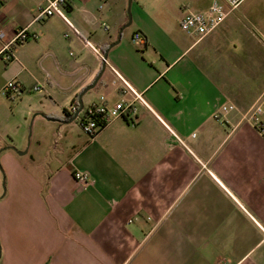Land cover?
I'll return each instance as SVG.
<instances>
[{
	"label": "crops",
	"instance_id": "1",
	"mask_svg": "<svg viewBox=\"0 0 264 264\" xmlns=\"http://www.w3.org/2000/svg\"><path fill=\"white\" fill-rule=\"evenodd\" d=\"M126 4L70 0L66 21L40 17L47 0H0V264H264V138L240 108L227 111V77L211 72L208 36L178 40L169 21L138 5L131 35ZM188 11L182 7L180 26ZM23 29L38 39L5 53ZM136 33L145 45H133ZM87 41L108 52L100 98L132 101L117 72L149 109L138 103L136 118L118 119L94 139L84 134L81 143L63 136L70 124L47 121L60 126L66 144L52 149L67 152L66 161L25 162L28 152L11 143L20 105L5 86H40L51 100L79 103L103 68ZM44 114L71 120L64 111L60 119ZM74 171L88 174L89 185Z\"/></svg>",
	"mask_w": 264,
	"mask_h": 264
},
{
	"label": "rangeland",
	"instance_id": "2",
	"mask_svg": "<svg viewBox=\"0 0 264 264\" xmlns=\"http://www.w3.org/2000/svg\"><path fill=\"white\" fill-rule=\"evenodd\" d=\"M124 2L127 3L126 5L129 8V0H124ZM209 2L210 0H132L130 14L132 16L134 7L136 8L137 5L149 12H155L156 16L154 18H156V21H169L174 37L186 41L189 37L182 31L183 29L177 22L182 7L195 12ZM218 30L211 35L209 34L207 38L213 43L212 58L214 62L211 66V72L213 76L222 72L227 77L224 82L229 103L225 106L227 111L230 106H236L238 110L240 108L245 113L258 97L264 94V0H246L239 9L225 20L220 30ZM127 31L132 35L134 26L130 25ZM190 57L191 55L186 59V62ZM216 63H221V67L215 66ZM26 88L23 95L13 97V102L20 105L21 118L19 130L16 129L12 133L14 142L11 143L14 145L13 149L18 154L19 152H28L24 157L27 163H31V156L43 158L51 155L57 156V165L63 161L65 162L68 153L58 152L66 144L65 140L58 141L60 126L59 124L47 123L49 117L44 113L53 111L56 113L54 117L60 119V114L63 115L64 111L63 106L69 107L71 103H66L62 96L51 100L45 95L44 91L29 93V87L26 86ZM97 91L96 89L89 91L83 100L85 109L96 100L98 102L100 96ZM59 105L61 106L59 107ZM29 107L36 108L37 112L29 113ZM232 112H236V110ZM217 115L221 114L217 113ZM50 126L54 129L48 130ZM69 128L67 134L62 133L63 136L81 143L79 138L84 137V133L78 124V120L71 123ZM44 132L46 134L43 144L38 146L37 141ZM52 148L58 151H54ZM74 149L75 147H70V151ZM76 172L74 171V175Z\"/></svg>",
	"mask_w": 264,
	"mask_h": 264
},
{
	"label": "built area",
	"instance_id": "3",
	"mask_svg": "<svg viewBox=\"0 0 264 264\" xmlns=\"http://www.w3.org/2000/svg\"><path fill=\"white\" fill-rule=\"evenodd\" d=\"M245 1L246 0H214L207 12L195 13L193 11H188L181 21L182 31L189 36L199 39H202L209 34L211 35L214 31H217L229 15L239 9ZM69 2L70 0H47L48 5L46 8L41 10L40 17L59 16L68 21L63 9ZM73 27L74 26L70 24V28L76 34H79V32ZM65 36L69 38L67 34ZM3 37V35H0V38ZM37 39L38 36L30 35L27 29L20 30L17 32L11 43L5 47V53L9 52L15 45L25 44L30 40ZM146 42V38L141 33H136L133 36V45L135 46L145 45ZM85 46L99 57L102 64H107L105 54L98 46L89 41L85 43ZM6 59L9 60L10 57L7 56ZM115 74L118 82L123 84L125 89L124 93H129L133 98L130 103L121 101L115 105H111L107 101L106 97H101L98 102L93 103L86 109L83 107L82 110L80 109L79 111L80 104L77 102L76 104L70 106L67 110V113L72 118L78 112V117L76 119L78 120V124L80 125L83 133L92 139L98 136L107 125L118 119L125 117L136 118L138 103L149 109V105L145 101L143 94L133 89L121 77V75H119V73L115 72ZM114 84L117 83L115 82ZM25 90L26 88H24L22 84L12 81L7 83L4 92L5 95L9 97H20L23 95ZM31 91L41 92V88L35 87ZM235 109V106H230L229 110L231 111ZM243 122L253 125L256 132L264 138V94L259 96L251 108L243 114ZM74 177L81 185L87 186L90 183L88 174L77 171Z\"/></svg>",
	"mask_w": 264,
	"mask_h": 264
},
{
	"label": "water",
	"instance_id": "4",
	"mask_svg": "<svg viewBox=\"0 0 264 264\" xmlns=\"http://www.w3.org/2000/svg\"><path fill=\"white\" fill-rule=\"evenodd\" d=\"M131 4H132V0H129V12H128V14H129V24L126 27H128V26H130V24H132V18H131V15H130V7H131ZM105 58L106 59L108 58V52H106ZM105 70H106V64H103L102 71H101L100 75H97V77H96L95 81L93 82V84L90 85L85 91H83V92H81L79 94V104H80L79 111H80V109L82 110V108L84 107V104H83V97H84V95L87 92L92 91V90L95 89V87L97 86V84L101 80L102 75H104ZM77 117H78V112L74 115V117L69 122H65V121H61V120H57V119H53V118H47V121L65 123V124H68L69 125V124L75 122L76 119H77ZM26 153L27 152H19V155H25Z\"/></svg>",
	"mask_w": 264,
	"mask_h": 264
},
{
	"label": "trees",
	"instance_id": "5",
	"mask_svg": "<svg viewBox=\"0 0 264 264\" xmlns=\"http://www.w3.org/2000/svg\"><path fill=\"white\" fill-rule=\"evenodd\" d=\"M64 114L66 117V120L72 119V117L67 113V110L64 109Z\"/></svg>",
	"mask_w": 264,
	"mask_h": 264
}]
</instances>
